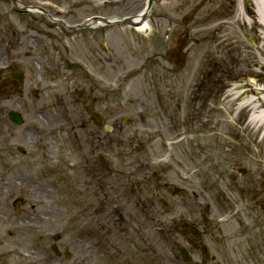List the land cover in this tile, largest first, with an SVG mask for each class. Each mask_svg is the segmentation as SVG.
<instances>
[{"label": "rangeland", "instance_id": "obj_1", "mask_svg": "<svg viewBox=\"0 0 264 264\" xmlns=\"http://www.w3.org/2000/svg\"><path fill=\"white\" fill-rule=\"evenodd\" d=\"M48 1L53 8L30 16L20 8L9 11V1L0 0V65L22 71L24 78L18 89L0 70V264H71L51 251L55 232L61 235L60 251L70 249L73 237H126L114 224L115 183L122 176L145 185L154 181V229L141 237L150 233L157 244L163 237L182 243L183 237V245L191 240L195 249L203 241L205 250H191V264H264V134L251 124L252 112H231L228 104L230 91L240 101L262 96L264 28L249 11L254 0H154L146 31L71 27L94 10L111 16L136 13L146 0L91 6L93 11L89 5L96 0H87L70 15L55 13L70 0ZM187 46L193 56L208 48L217 59L201 60L188 89ZM64 59L75 67L66 69ZM85 70L88 79L82 77ZM76 82L95 89L101 101L95 105L87 92H74ZM11 109L21 113L22 125L7 119ZM93 112L113 126L102 131L109 188L108 207L98 214L89 208L88 133L75 129L80 142L74 145L67 136ZM126 118L130 124H124ZM179 138L173 146L166 144ZM36 204L39 215L32 216L30 207ZM156 249L161 253L155 264H179L162 247ZM76 257L88 261L89 256ZM99 259L90 264H104Z\"/></svg>", "mask_w": 264, "mask_h": 264}, {"label": "flooded vegetation", "instance_id": "obj_2", "mask_svg": "<svg viewBox=\"0 0 264 264\" xmlns=\"http://www.w3.org/2000/svg\"><path fill=\"white\" fill-rule=\"evenodd\" d=\"M76 1L79 2L76 5V9L87 6V0ZM89 11H93L91 5H89ZM107 16L94 10L86 17ZM74 67V65L69 64V70H72ZM73 77L74 75L71 74V79ZM82 77L88 79L86 70L85 74H82ZM97 88L101 89L99 85ZM73 91L81 95H85V92H87L88 99L95 105L99 99L101 101V96L99 98L96 95L95 89L92 92L89 89L87 91L86 86H81L77 82L73 84ZM60 103L63 107L65 106L63 99ZM89 117L88 122L82 123L81 129H86L88 133L87 141L91 147V153L87 157V162H90L89 167L94 170L95 174H99L96 176L98 180L94 179L88 184L90 187H93V191L90 192V197L93 196V198H91L92 201L89 208L100 209V211L104 212L108 207L109 188L107 182V138L102 133L104 130L103 123L105 122H103L104 119L101 113L99 120L95 119L94 113H91ZM75 129L72 125L71 133L67 132L68 139L72 145H74L73 143L77 139ZM123 166L130 167V164ZM153 184L154 181L145 185L143 182H139L128 176H122L116 185V193L118 194V210L116 214L117 230L118 233L124 234L125 236L133 232L135 237H73V244H70L71 264H90L94 262L91 261L95 257L99 259V256H102L99 260L104 262V264H155L154 259L156 253H161L157 251L156 246L165 248L161 249L163 250L162 253L167 254L168 252L171 256L175 255L176 258L183 261L177 255L176 250L172 251L171 248L168 250V244L172 241L173 237H163L164 241L159 242L161 246L156 243L155 237H141L143 233L150 230L155 219V199L154 196H151L152 191L150 192V185ZM97 193H99V196H97ZM181 238L183 240V237ZM80 252L87 257L89 256L88 261L86 258L78 257V259L76 257ZM80 260H82V263L79 262Z\"/></svg>", "mask_w": 264, "mask_h": 264}, {"label": "bare ground", "instance_id": "obj_3", "mask_svg": "<svg viewBox=\"0 0 264 264\" xmlns=\"http://www.w3.org/2000/svg\"><path fill=\"white\" fill-rule=\"evenodd\" d=\"M258 1L259 0H254V2H255L254 13H256V16L258 17V22L264 28V5L260 4ZM18 3L19 2L16 1V5H18ZM263 3H264V1H263ZM147 27H148V23H147V21H145L141 25L136 26L135 29L138 31H146ZM205 41L207 43V40L204 38V40L202 41L201 44L204 45ZM207 50H208V48L206 50H203L201 53H199V51H197L195 53V56H193L192 54H190L188 52L189 47L187 46L186 56H185V64H184V79H185V88L186 89H188L191 86L192 79L194 78V76L200 73L199 65H200L201 60H203V61L208 60L212 63H214L215 60H217L216 57L214 55H212V52L207 51ZM207 56H209L208 59H206ZM261 92H262V96H260V97L259 96H257V97L256 96L255 97H246L242 101H240L239 100L240 99L239 94L236 93L235 91H230L228 94V97H229L228 98V104H229V109L231 112L235 111V110H237L239 112H244V113L246 111L252 112L253 117L251 119V124L256 125L257 130H262V132L264 134V88H262ZM184 107H185L184 110L186 112V115H188L189 110H190V95L189 94L185 95ZM187 129L189 130V127ZM8 180L9 181H7V183L9 185H11V180H13V183L16 185V180H18V179L15 180V177H13L11 180L10 179H8ZM13 196H15V194H13ZM37 204L30 207V210L32 212V216H34L35 213H37L39 215V212H36L38 210Z\"/></svg>", "mask_w": 264, "mask_h": 264}, {"label": "water", "instance_id": "obj_4", "mask_svg": "<svg viewBox=\"0 0 264 264\" xmlns=\"http://www.w3.org/2000/svg\"><path fill=\"white\" fill-rule=\"evenodd\" d=\"M152 0H148L147 1V7H146V11L149 10L150 6H151ZM145 14L141 16V19L145 18ZM17 80L19 83H21L22 77L21 74L16 76ZM9 119L12 120L14 123L16 124H21L22 123V119L20 117V115L16 112V111H10L9 115H8ZM59 237V235H55L54 239H57Z\"/></svg>", "mask_w": 264, "mask_h": 264}]
</instances>
